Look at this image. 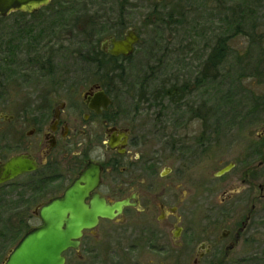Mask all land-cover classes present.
Here are the masks:
<instances>
[{"label": "rangeland", "instance_id": "rangeland-1", "mask_svg": "<svg viewBox=\"0 0 264 264\" xmlns=\"http://www.w3.org/2000/svg\"><path fill=\"white\" fill-rule=\"evenodd\" d=\"M76 1L80 3L75 8L79 13L76 23L70 21L68 28H57L54 34L47 27L49 23L55 24L58 18L54 13L62 11L61 7L67 6L64 3L51 4L30 16L11 13L0 20V43L12 40L15 44L13 61L6 65L7 62L0 59V84L6 86L0 88V111L11 114L15 105L28 98L30 91L37 89L43 94L46 91L42 90H46L48 84L60 82L66 73H72L70 77L74 79L68 83L87 80L80 88L99 81L101 74L92 73L96 67L76 64L71 52L87 51L91 46L86 42L100 40V44L109 35L120 34L132 27L140 43L129 60L120 64L123 68L119 70H127L120 78L122 83L117 84L116 97L126 116L138 117L137 124L142 126L149 150L157 151V157L165 159L159 160L158 171L164 165L175 171L164 180H175L179 185V197L190 193L191 211L213 212L215 218L224 196L243 188L246 192V183L241 182L245 178L241 162L249 158L253 146L254 221L251 231L244 232L235 249L227 255L220 253L218 263L255 264V258L264 253V198L259 199V187H264V121L258 122L259 117H252L251 124L225 130L220 119L228 113L247 111L253 104L250 91L257 97L264 95V0H125L129 8L123 10L122 26L117 25L119 4L116 0H68ZM154 10L158 19L168 22L151 25L146 17ZM169 16L178 22L173 23ZM240 18L242 22L237 27ZM90 23H96V28ZM28 29L35 36L32 45L41 53L51 47L58 49L50 66L43 61L41 68L40 63L32 64L29 60L33 58L26 56V48L30 46L24 30ZM18 33L23 37L19 39ZM222 36H230L228 55L212 71L216 77L199 84L200 72ZM78 41L85 43V48ZM2 49L0 46V54ZM118 61L120 63L122 59ZM103 79L100 81L105 82ZM183 85L187 92L174 105L167 97L151 104V100L142 102L139 96L145 90L152 99V95H160L159 91L164 88ZM229 90L234 95L225 97ZM187 110L203 115L205 120L192 117ZM158 124L163 126L162 129L157 127ZM259 136H263V140ZM169 146L175 147L172 153ZM169 154L172 158H168ZM230 162L236 166L216 177L215 173ZM3 193L7 195V189ZM2 201L0 208H4V213L0 219L4 223L0 225L1 233L13 218L8 211L13 204L7 197ZM232 206V203L228 206L230 214L224 219V226L228 220L240 219L248 210L246 202ZM6 244L0 242V264L11 247Z\"/></svg>", "mask_w": 264, "mask_h": 264}, {"label": "flooded vegetation", "instance_id": "flooded-vegetation-1", "mask_svg": "<svg viewBox=\"0 0 264 264\" xmlns=\"http://www.w3.org/2000/svg\"><path fill=\"white\" fill-rule=\"evenodd\" d=\"M65 2L68 0H50L34 13ZM146 18L151 25L158 23L155 10ZM128 29L138 36L127 27L109 37L122 39ZM99 41L104 55L118 59L130 57L140 43L139 39L130 56L114 57L108 54L111 46ZM126 70L120 73L124 76ZM92 73L106 75L105 82L100 78L80 88L87 80L68 83L74 79L72 73H66L60 82L48 84L43 94L30 91L11 114L0 111V179L3 165L11 159L29 163L26 170L0 182V203L7 197L13 204L8 210L13 218L0 232V242L11 246L1 264L24 236L44 226L41 210L62 208L66 196L72 203L81 198L87 211L66 212V220L59 222L57 233H72L75 229L67 226L69 221L81 225L80 236L70 238L60 254L63 264H219L220 253L227 255L235 249L254 221L253 146L249 158L241 162L246 192L243 188L224 196L215 218L213 212H193L190 193L179 197L175 180H164L173 173L172 167L164 165L158 171L159 162L165 159L149 150L138 117H128L120 108L116 97L119 78L114 70L100 68ZM101 92L105 97L96 98ZM171 150L175 147L169 146ZM94 171L96 180L92 179ZM259 190V199L264 198L263 185ZM244 202L248 203L246 213L224 226L228 206ZM117 203L122 204L120 208L115 207ZM3 213L0 208V216Z\"/></svg>", "mask_w": 264, "mask_h": 264}, {"label": "trees", "instance_id": "trees-1", "mask_svg": "<svg viewBox=\"0 0 264 264\" xmlns=\"http://www.w3.org/2000/svg\"><path fill=\"white\" fill-rule=\"evenodd\" d=\"M125 0H116V2H118L119 4V12H118V16H117V25L122 26L123 25V10L129 8V6H126V4L124 3ZM65 7H61L63 8L62 11H58L56 13H54V15H56L55 17L58 18L55 21V24L53 23H49L47 30H49V32L51 34L55 33V30L58 28H66L68 25L67 23H69L70 21H73L76 23L77 18H78V12L76 11V6L79 5L80 3H78V1L76 2H67L64 3ZM124 4V7L122 8V5ZM78 13V14H77ZM172 18H174L173 16H169V20H172ZM4 18L0 17V20H2ZM161 22V25L164 23H167L168 21H163L158 19V22ZM90 22V21H89ZM88 22V24H89ZM173 23L178 22L177 20L173 19L172 20ZM242 22L241 18L239 19V21L237 22L238 25L237 27L240 25V23ZM70 25V23H69ZM92 25V28H96V23H90V26ZM160 27V26H159ZM68 28V27H67ZM31 29L28 30H24V35L26 37H28L26 39V42L29 44L30 47L26 48V56L28 57H32V60H29L32 64H39L40 63V67L43 68V61H45L47 64H49L50 66V62H52V58L55 54L56 51H58V49H52L49 48L48 51L46 53H41L40 50L38 48H35L32 43L35 42L34 40V34L30 33ZM22 34V33H21ZM21 34L18 33L19 39L21 37H23ZM234 34V33H233ZM91 36H93V34H91ZM231 36V35H230ZM230 36H222L221 38L218 39V41L216 42V46L214 47V49L212 50V52L210 53V56L207 59V64L206 67L201 70L200 72V77L199 80L197 82H199V84H201L202 82L209 80L211 78L216 77L215 75H213L212 71L215 70V68L217 67V65L222 64L227 55H228V48H227V42L230 38ZM71 41V40H70ZM99 41V40H98ZM80 43L81 47L85 48V43H83L82 41H78V43ZM2 43V44H1ZM0 46L3 47L2 49V54H0V59L2 60V62H7L5 63L6 65H9V62L13 61V57L12 55L14 54L15 51V44L14 41L12 40H6L4 42H1ZM91 43V44H90ZM86 44L88 46H91L88 48L87 51H84L82 49H78L74 52H71V54H73V58L74 61L76 62V64L80 63V64H90V65H94L96 68L95 69H100V68H109L114 70V74L116 75L117 78H119V82L122 83V80L120 78L123 77L122 73H120L119 68H123L122 65L123 62L126 60H129L130 57L128 58H113L110 56H106L104 55L98 48L97 46V41H90V42H86ZM1 51V50H0ZM42 60V61H41ZM1 70V67H0ZM106 75L101 74L100 78H105ZM249 76H246L245 78H247ZM243 79H241L240 81H242ZM1 82V81H0ZM159 94H155L154 96L152 95V99L150 98V95H146L145 90H142L140 93V98L142 102H149L150 100L152 101L151 104H153L155 101H159L165 97L169 98V101H173L176 102L179 99L182 98V96H184V94L187 92L186 90V86L183 85L179 88H176L174 86H171L167 89H162L159 91ZM250 93V100L253 102V104L250 106V108L242 113H234V114H229L226 115L224 117V119H220L224 125V129L228 130L230 127L233 126H237L238 128H240V126H242L243 124H251V119L252 117L255 119L257 117L258 118V122L259 121H264V95L262 96H256L252 91L249 92ZM227 95L225 97H232L234 95L233 91H228L226 93ZM138 96V97H139ZM227 100V98H225ZM183 106V105H182ZM261 109V110H259ZM190 112V115L192 117H196L200 120H205V118H202V116L196 115V113L192 112L190 110H187V113ZM219 121V119H218ZM255 122V121H254ZM263 137V136H262ZM261 137V138H262ZM208 140V139H207ZM263 140V138L261 139ZM259 155V152L257 153ZM255 264H264V253L260 256V257H256L255 258Z\"/></svg>", "mask_w": 264, "mask_h": 264}, {"label": "water", "instance_id": "water-1", "mask_svg": "<svg viewBox=\"0 0 264 264\" xmlns=\"http://www.w3.org/2000/svg\"><path fill=\"white\" fill-rule=\"evenodd\" d=\"M160 1V0H159ZM50 0H0V16L6 17L13 11H22L25 13H34L40 7L47 6ZM139 38L128 29L122 39H115L107 37L103 40L104 46L110 45L108 54L111 56H130L134 51V46L137 44ZM105 97L101 92L96 96ZM233 163L224 166L215 173L216 177H220L231 170ZM3 175L0 182L10 180L18 173L29 168V163L20 159H11L3 165ZM93 180L97 179V171H94ZM84 179L90 178L85 175ZM65 197L62 208H55L54 206H47L41 210V217L44 221V226L36 229L34 232L27 234L18 243L5 264H63L64 259L61 257L62 250L67 247L70 238H77L80 236L79 228L81 225L67 222V226L75 230L72 233H57L60 231V223L65 219L66 212H86V208L82 205V199L79 198L72 203ZM68 203H72L68 206ZM122 204L117 203L115 207L120 208ZM105 212V211H104ZM57 214V215H56ZM101 214V213H100ZM104 214V213H102ZM75 231V232H74Z\"/></svg>", "mask_w": 264, "mask_h": 264}]
</instances>
